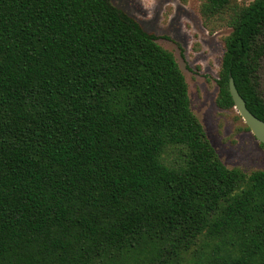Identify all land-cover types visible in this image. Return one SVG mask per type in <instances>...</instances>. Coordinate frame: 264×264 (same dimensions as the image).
<instances>
[{"label":"trees","instance_id":"obj_1","mask_svg":"<svg viewBox=\"0 0 264 264\" xmlns=\"http://www.w3.org/2000/svg\"><path fill=\"white\" fill-rule=\"evenodd\" d=\"M199 1L230 30L216 106L232 78L264 121V0ZM0 264H264V171L223 165L172 52L110 0H0Z\"/></svg>","mask_w":264,"mask_h":264},{"label":"rangeland","instance_id":"obj_2","mask_svg":"<svg viewBox=\"0 0 264 264\" xmlns=\"http://www.w3.org/2000/svg\"><path fill=\"white\" fill-rule=\"evenodd\" d=\"M253 0H238L249 4ZM133 17L156 42L172 52L188 86L190 107L206 136L227 168L245 173L264 171V147L246 131L234 109L216 106V80L229 29L210 34L202 24L199 0H110ZM258 91L264 100V59L258 77Z\"/></svg>","mask_w":264,"mask_h":264},{"label":"water","instance_id":"obj_3","mask_svg":"<svg viewBox=\"0 0 264 264\" xmlns=\"http://www.w3.org/2000/svg\"><path fill=\"white\" fill-rule=\"evenodd\" d=\"M228 90L233 102V109L241 117L243 123L248 127L258 143L264 145V121L257 118L247 109L245 101L238 93L232 78H229Z\"/></svg>","mask_w":264,"mask_h":264}]
</instances>
